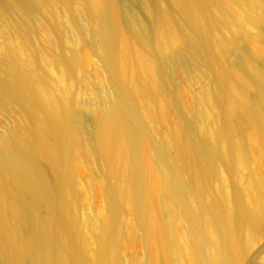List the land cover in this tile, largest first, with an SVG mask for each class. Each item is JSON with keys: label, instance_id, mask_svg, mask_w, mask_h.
I'll use <instances>...</instances> for the list:
<instances>
[{"label": "bare ground", "instance_id": "bare-ground-1", "mask_svg": "<svg viewBox=\"0 0 264 264\" xmlns=\"http://www.w3.org/2000/svg\"><path fill=\"white\" fill-rule=\"evenodd\" d=\"M103 2L0 0V114L19 107L24 123L0 131V264H124V233L138 230L148 244L146 264H245L250 238L264 233V179L251 172L257 198L244 201L219 171L247 169L248 129L264 155L263 57L244 55L239 38L250 23L264 40V0H141L146 18L122 0L101 9ZM45 11L60 78L72 81L58 97L46 88L47 55L26 61ZM85 42L95 45L106 77L92 88L78 76ZM180 73H203L210 82L196 113L184 109L176 121L170 89ZM76 85L97 96L90 133ZM158 119L177 122L166 138L156 136ZM206 122L209 132L198 135ZM83 150L116 183L104 188L107 209L78 220L74 178Z\"/></svg>", "mask_w": 264, "mask_h": 264}, {"label": "rangeland", "instance_id": "rangeland-1", "mask_svg": "<svg viewBox=\"0 0 264 264\" xmlns=\"http://www.w3.org/2000/svg\"><path fill=\"white\" fill-rule=\"evenodd\" d=\"M104 3H106V0L101 4V9L105 6ZM122 3L130 4L132 8L139 11L141 15L146 18L141 11V0H122ZM165 6L168 9H172V3H166ZM59 10L62 11V8L60 7ZM234 10L237 13H243L244 7L241 4H235ZM61 22L63 24L67 23L64 14L62 15ZM94 23L93 26H96V22ZM35 25L38 33L34 40L32 50H30L26 56V61L32 60L37 55H47L48 60L43 67V73L47 78L46 88L53 95H56L57 97L62 96L68 93L72 81L68 78H60L62 68L55 65V60L60 53V49H51L49 46V42L54 38L55 33L53 30V20L48 11L37 15ZM226 35L230 36V34ZM256 35L257 30L248 23L245 30L239 35L240 42L243 47L244 55L251 58L252 52H258L263 57L262 64L264 65V40L261 41L256 39ZM68 45L69 46L67 47L70 49L74 46L70 44ZM78 48L83 55L78 68V76L86 80L91 88L97 84L99 79H101L103 83L104 80H106V77L104 72H102L101 62L95 54V45L85 42L84 44L79 45ZM131 48V51H135L136 45L131 46ZM133 82L135 86L139 87L142 85V78L139 75H136L134 76ZM209 82L210 76L204 75L203 73L194 74L192 76H186L184 73L178 75L176 83L172 84L170 89L172 97L175 100V105L173 104L171 107L170 114L174 115L176 121L178 114L184 109L189 110L193 114L196 113L198 110V99L206 89H208ZM72 93L76 100L85 103L82 113L85 120V130L90 133L94 129L95 118H97V114L92 111V108L97 104L94 102L97 96L96 94H83L77 85L74 86ZM250 96L254 98L255 92H252ZM88 102H92L93 104H89ZM208 111L211 115L217 113V109L214 106L210 107ZM175 119H158L156 121L155 131L157 138L161 139L169 136L172 127L177 123ZM17 123H20V126L22 127L24 126V123H22V111L19 107L12 108L9 114H0V131L11 129ZM208 127V122L202 124L201 127L199 126L198 128L197 134L205 136L206 133L209 132V130L207 131ZM254 133L255 132L252 129H248L245 132L246 137L249 139L247 146V169L239 170L235 175H229L224 169L219 171V173L221 172L220 175L222 178H228L230 183L235 182L239 188L244 191V201H250L257 198V193L249 187L251 183V172L259 170L260 177L264 179V155L260 152L254 141H252ZM177 148V145H172L171 153L175 156L178 155L179 152V149L177 151ZM79 164L80 168L74 178V186L77 189L78 198L73 209L76 211L78 220H82L87 216L96 215L100 209H107L108 203L106 200L107 198L104 196V188L109 184L116 183V179L111 174L103 171L101 165L94 159L92 150H83L80 152ZM44 168L47 171L48 177L53 178V170L48 161L44 163ZM218 185L219 182L216 181L214 187L218 188ZM130 221L131 214L127 212L124 216V222L130 223ZM148 252L147 240L141 231L138 230V232L132 236L124 233V239L120 249V255L124 264H130L133 262L146 264ZM244 257L245 264H264V233L256 234L250 238L244 251Z\"/></svg>", "mask_w": 264, "mask_h": 264}]
</instances>
